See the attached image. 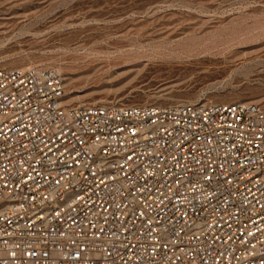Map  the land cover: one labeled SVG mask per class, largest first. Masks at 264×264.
<instances>
[{"label":"built area","instance_id":"obj_1","mask_svg":"<svg viewBox=\"0 0 264 264\" xmlns=\"http://www.w3.org/2000/svg\"><path fill=\"white\" fill-rule=\"evenodd\" d=\"M64 98L0 68V264H264V105Z\"/></svg>","mask_w":264,"mask_h":264},{"label":"rangeland","instance_id":"obj_2","mask_svg":"<svg viewBox=\"0 0 264 264\" xmlns=\"http://www.w3.org/2000/svg\"><path fill=\"white\" fill-rule=\"evenodd\" d=\"M0 68L55 71L71 106L264 105V0H0Z\"/></svg>","mask_w":264,"mask_h":264},{"label":"bare ground","instance_id":"obj_3","mask_svg":"<svg viewBox=\"0 0 264 264\" xmlns=\"http://www.w3.org/2000/svg\"><path fill=\"white\" fill-rule=\"evenodd\" d=\"M262 50H255L253 52H248V53H244V51H236L230 54L231 58H236V57H242V58H246L249 59L250 62L255 61V59H261V55H262ZM253 59V60H250ZM256 62V61H255ZM27 69V68H26ZM23 70V69H20ZM59 72V70H57ZM68 102L73 103H80V98L79 97H75V98H71ZM71 106V105H68Z\"/></svg>","mask_w":264,"mask_h":264}]
</instances>
